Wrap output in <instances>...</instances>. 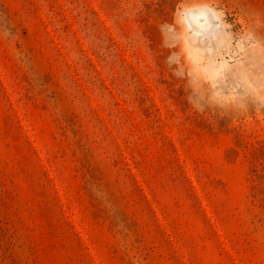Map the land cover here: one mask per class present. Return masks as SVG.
I'll list each match as a JSON object with an SVG mask.
<instances>
[{
	"label": "rangeland",
	"instance_id": "374dc122",
	"mask_svg": "<svg viewBox=\"0 0 264 264\" xmlns=\"http://www.w3.org/2000/svg\"><path fill=\"white\" fill-rule=\"evenodd\" d=\"M176 3L0 0V264H264V111L191 110ZM221 4L264 41V0ZM196 71L247 87L264 55Z\"/></svg>",
	"mask_w": 264,
	"mask_h": 264
},
{
	"label": "clouds",
	"instance_id": "9594fccd",
	"mask_svg": "<svg viewBox=\"0 0 264 264\" xmlns=\"http://www.w3.org/2000/svg\"><path fill=\"white\" fill-rule=\"evenodd\" d=\"M229 16L221 0H180L175 4L172 21L157 25L160 47L169 53L164 69L169 78L185 82L186 99L195 114L215 110L218 116L222 111L243 115L251 107L264 111V83L250 81L247 87L207 80L200 83L202 78L196 69L204 67L218 50L264 55V41L257 38L254 28L243 33L235 20L229 22ZM259 24V20L255 21L256 26ZM205 85L211 88L210 92Z\"/></svg>",
	"mask_w": 264,
	"mask_h": 264
}]
</instances>
